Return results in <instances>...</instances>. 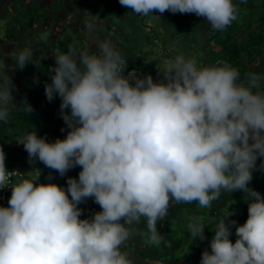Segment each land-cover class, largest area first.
I'll return each mask as SVG.
<instances>
[{
  "label": "clouds",
  "instance_id": "9594fccd",
  "mask_svg": "<svg viewBox=\"0 0 264 264\" xmlns=\"http://www.w3.org/2000/svg\"><path fill=\"white\" fill-rule=\"evenodd\" d=\"M119 3L145 17L194 13L221 32L240 11L234 0ZM84 23L94 31L92 21ZM97 48L69 44L49 68L45 95L49 102L61 98L66 138L49 142L31 131L17 140L30 162L38 159L62 180L81 167L78 179L68 178L66 189L26 178L11 187L9 206H0V264H133L121 251L130 237L125 225L143 218L148 242L159 247L164 236L157 222L171 203L209 208L222 190L247 195L248 218L235 228V243L222 220L200 264H264V196L249 187L256 160L264 157V78L249 72L239 82V71L226 62L201 66L184 55L166 62L161 81L135 71L126 76L127 61L110 41ZM16 60L23 69L32 54L21 51ZM12 102V88L0 85V121L8 122ZM22 104L33 111L26 99ZM88 198L102 211L90 202L97 212L81 219L88 203L79 205ZM187 227L192 240L206 239L201 218Z\"/></svg>",
  "mask_w": 264,
  "mask_h": 264
},
{
  "label": "trees",
  "instance_id": "16d2710c",
  "mask_svg": "<svg viewBox=\"0 0 264 264\" xmlns=\"http://www.w3.org/2000/svg\"><path fill=\"white\" fill-rule=\"evenodd\" d=\"M101 1L108 3V12H115L126 19L122 12L117 11L114 1ZM86 3L87 0H0V85L7 83L12 88L13 95V102L8 105L9 120L7 123L0 121V173L17 172L9 184L10 189L6 194L8 201L12 194L11 187L18 183L16 178L27 177L19 172V166L28 168L27 164L31 163L37 171L47 168L38 159L30 162L28 153L17 140L27 132L36 131L38 136L54 142L58 138H66L70 130L60 115L59 95L51 102L45 95V86L51 83L49 68L56 64L55 56L68 51V40L76 39L77 45H74L79 50L89 52H97L98 43L104 40L113 45L112 35H108L104 22L99 23L91 18L92 14L89 15ZM234 3L240 9L238 20L222 32L213 31L208 24L204 33L203 50L195 51L198 58H194L201 66L215 65L217 62L230 64L239 71V82H246V74L249 72L264 78V68H261L264 62V0H234ZM61 12L65 14L62 15ZM174 17L192 28L198 26L191 22L190 14L176 13ZM86 19L94 24V31L91 33L86 30ZM145 19V16H141L140 25L147 27L149 25L145 23ZM148 28L154 29L153 26ZM114 48L124 53V48L123 52L120 46L115 45ZM164 49L168 48L164 46ZM21 51L31 52L32 60L39 66L30 61L23 69L17 68L16 57ZM168 53L171 51L165 52L167 59L170 58ZM125 60L127 64L124 75L132 68L142 71L143 77L149 75L146 70L134 65L133 61ZM155 73L162 72H153L151 76ZM162 74L155 81H161ZM261 85L264 89V79ZM25 99L33 109L30 113L24 111L22 103ZM62 128L65 131L62 132ZM79 172L72 178L78 179ZM58 185L67 188L62 179ZM249 187L264 196V157L258 156ZM8 201L6 207L9 206ZM92 202L96 204L94 199ZM249 203L244 192L231 193L224 190L209 208H200L196 202L171 203L168 215L163 221L157 222V228L164 236L159 247L148 242L146 220L142 218L140 223L133 225L143 232H138L135 236L130 232L129 239L121 245V251L128 254L133 264H200L202 253L205 250L211 251L210 242L222 220L230 228L229 238L235 243L238 238L235 228L246 222ZM80 206L82 208L81 204L79 208ZM97 208L99 211L98 205ZM197 217L205 225L206 239L203 241L198 237L192 240L187 227ZM233 220L236 225L231 223ZM129 227L127 226L128 230Z\"/></svg>",
  "mask_w": 264,
  "mask_h": 264
},
{
  "label": "rangeland",
  "instance_id": "374dc122",
  "mask_svg": "<svg viewBox=\"0 0 264 264\" xmlns=\"http://www.w3.org/2000/svg\"><path fill=\"white\" fill-rule=\"evenodd\" d=\"M112 1L116 3L115 6L117 5V11L122 12L128 21L121 17L120 14L118 15L115 12L111 14V12H108L106 8L108 3L102 2L101 0H87L86 5L89 15L92 14L91 18L98 20L99 23L100 21L102 23L104 22L108 35H112V46H120L121 52L124 50V53H121L123 57L133 61L134 65L146 70L150 75L153 72L163 71L166 62L172 60L177 55H184L186 58H198V53L195 55L194 52H199V48L203 50L202 47L204 46L205 40L204 33L208 26L207 21L203 17H199L194 13H189L191 22L197 23L198 25L192 28L178 21V19L174 17L176 13L173 14L170 11L159 13L158 11H154L151 15L155 16H147L145 19L147 25L154 27V29H150L148 28L149 26L145 27L140 25L141 16H139V14H135L132 9L122 6L119 0ZM61 14L63 15L65 12H61ZM67 42V47L69 44L77 45L76 39L68 40ZM164 46L168 49H164ZM171 48H185V50L190 48V51L187 52L188 54L178 52V50L171 51V53H168L170 58L167 59L165 52L167 53ZM96 50L98 51V48ZM131 51H133V53ZM261 68H264V62ZM18 170L28 178H32V172H34L32 167L25 168L19 166ZM81 170L82 168L79 166L76 169V171ZM70 177L71 173L68 171L63 177V182L67 184V180ZM16 180L20 182L21 178H16ZM93 199L94 198L86 199L81 205L90 203ZM98 207L99 212L102 211L99 205ZM129 232H133L132 235L135 236L138 232L142 233L143 231H138L135 225H131L129 227Z\"/></svg>",
  "mask_w": 264,
  "mask_h": 264
},
{
  "label": "crops",
  "instance_id": "0c3cea01",
  "mask_svg": "<svg viewBox=\"0 0 264 264\" xmlns=\"http://www.w3.org/2000/svg\"><path fill=\"white\" fill-rule=\"evenodd\" d=\"M169 50L170 51L178 50V52L187 53V52L190 51V48L188 50L187 49L185 50V48H183V49H181V48H171ZM198 50L200 51L201 48H199ZM161 74L162 73H155L152 77L155 80L156 77L161 75ZM27 167L28 168L32 167L34 169V172H32V178L31 177H29V178L26 177V179H30V180L34 181L35 183H38V184L39 183H44V184L56 183V184H59L60 180L62 179L60 174L58 172H55V170H52V169H49V168H43V169H40L39 171H37L36 167L33 164H31V163H28ZM50 174H51V179L49 178ZM72 174H71V177H72ZM23 179H25V177ZM80 208H81V206H80ZM121 222L123 223V221H121ZM127 226L128 225H125L126 228H127Z\"/></svg>",
  "mask_w": 264,
  "mask_h": 264
},
{
  "label": "built area",
  "instance_id": "2783aa9c",
  "mask_svg": "<svg viewBox=\"0 0 264 264\" xmlns=\"http://www.w3.org/2000/svg\"><path fill=\"white\" fill-rule=\"evenodd\" d=\"M133 71H135L140 78H143L144 74L138 68L129 69L125 75L127 76L128 73H131ZM14 174H17V172L13 171V172H8L6 174H3L4 184L0 187H4V188L0 189V204H1L0 206L6 207L7 205L8 200H7L6 194H7V191L10 189L9 184L11 183V178ZM96 212H97L96 206H94L91 203H88L87 205H85L84 214H83L82 219H91Z\"/></svg>",
  "mask_w": 264,
  "mask_h": 264
}]
</instances>
